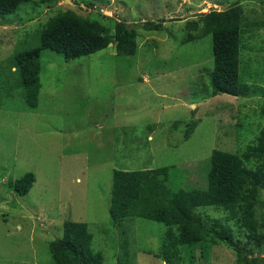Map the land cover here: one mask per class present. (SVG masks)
I'll return each instance as SVG.
<instances>
[{
    "label": "rangeland",
    "instance_id": "rangeland-1",
    "mask_svg": "<svg viewBox=\"0 0 264 264\" xmlns=\"http://www.w3.org/2000/svg\"><path fill=\"white\" fill-rule=\"evenodd\" d=\"M34 1L0 15V264H51L49 246L68 220L88 225L92 249L105 264L119 257L165 264L156 257L164 224L141 218L113 224L114 170L167 167L170 189H205L214 150H247L264 126V4H243L241 77L256 93L212 97L206 90L214 69L212 36L180 42L188 20L237 0H54V7ZM59 10L90 16L113 31L119 20L131 26L180 21L166 23L162 32L139 28L130 57L119 56L113 44L73 60L42 51L39 106L31 110L11 61L40 48L43 28ZM29 172L36 182L21 196L12 185ZM195 255L196 264H208L201 247ZM209 264L238 262L221 245Z\"/></svg>",
    "mask_w": 264,
    "mask_h": 264
},
{
    "label": "trees",
    "instance_id": "trees-1",
    "mask_svg": "<svg viewBox=\"0 0 264 264\" xmlns=\"http://www.w3.org/2000/svg\"><path fill=\"white\" fill-rule=\"evenodd\" d=\"M30 1L34 0H0V15L14 14ZM36 1L54 7V0ZM247 1L264 4V0H237L223 11L213 9L186 23L187 37L181 45L212 36L214 69L206 88L212 97L224 94L252 97L256 93L241 77L246 21L243 4ZM57 13L41 32L40 48L18 52L11 61L19 76L17 85L24 89V98L31 110L39 106L42 51L73 60L113 44L119 56L130 57L136 54L139 28L162 32L166 23L180 21L162 19L131 26L119 20L113 31L101 21L73 10ZM170 171L167 167L114 170L109 206L113 224L121 227L126 220L134 218L164 224L167 232L156 257L165 264H196L198 247L209 264L213 248L221 245L234 251L238 264H264V257L255 256L258 252L264 253V126L245 152H212L205 189H170L167 185ZM35 182V174L29 172L16 179L12 186L17 194L26 196ZM210 209L222 211L226 217L212 218L206 213ZM92 243L93 235L87 224L65 221L62 237L49 246L51 264H105L103 256L93 251ZM117 264L129 262L126 257H119Z\"/></svg>",
    "mask_w": 264,
    "mask_h": 264
},
{
    "label": "water",
    "instance_id": "water-1",
    "mask_svg": "<svg viewBox=\"0 0 264 264\" xmlns=\"http://www.w3.org/2000/svg\"><path fill=\"white\" fill-rule=\"evenodd\" d=\"M111 45V44H110Z\"/></svg>",
    "mask_w": 264,
    "mask_h": 264
}]
</instances>
